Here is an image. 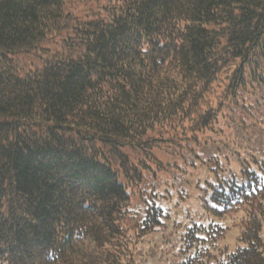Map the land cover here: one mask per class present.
<instances>
[{
    "label": "trees",
    "instance_id": "trees-1",
    "mask_svg": "<svg viewBox=\"0 0 264 264\" xmlns=\"http://www.w3.org/2000/svg\"><path fill=\"white\" fill-rule=\"evenodd\" d=\"M160 230L264 264V0H0V264H151Z\"/></svg>",
    "mask_w": 264,
    "mask_h": 264
},
{
    "label": "rangeland",
    "instance_id": "rangeland-1",
    "mask_svg": "<svg viewBox=\"0 0 264 264\" xmlns=\"http://www.w3.org/2000/svg\"><path fill=\"white\" fill-rule=\"evenodd\" d=\"M220 123H221V127L223 131L227 132V129L224 128V125L227 126L226 122L223 120V121H220ZM216 126H215V129L217 131ZM204 137L212 141L220 139V137L217 134H211V133H206ZM158 157L161 158L162 154H159ZM229 167L232 168V171L234 170L235 174L237 175L239 166L237 164L231 163ZM195 172H198L203 175H208V169L205 166L199 167L198 169L195 170ZM177 176L173 177L167 174H159V176H157L158 191L164 194L169 193L171 194L173 198H175L174 194L176 193L177 189H176V184L174 182V179H176ZM185 179L192 180V177H187V176L182 177V180L185 181ZM188 201L189 202L187 206L186 205L185 206L190 211L194 213L197 212L199 209V207L197 206V202H195L194 200H190V199ZM182 216H183V213H179L176 216V218L181 219ZM202 220L206 223H208L209 221H213L215 223L225 224L228 227L230 226L226 234V237L220 242L221 246H228L229 250L233 251L238 247V245H240L238 241V237L240 235V229L237 226H232L231 221L223 220V219L214 217L209 214L207 216L205 215L202 216ZM161 232L162 230L155 232L149 235L148 237H146L144 242H149L151 244L148 247L142 246V249L145 248L146 250H150L151 259H152L150 261L151 264H174L176 263L175 260H176V257L178 256V251L176 249L171 248L172 243H166V244L163 243L165 240L162 239ZM171 239H174L173 235H171Z\"/></svg>",
    "mask_w": 264,
    "mask_h": 264
}]
</instances>
